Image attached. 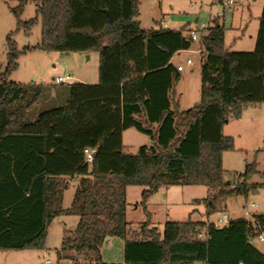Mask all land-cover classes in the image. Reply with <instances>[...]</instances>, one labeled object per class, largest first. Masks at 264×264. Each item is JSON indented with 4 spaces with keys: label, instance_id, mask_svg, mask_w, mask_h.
Masks as SVG:
<instances>
[{
    "label": "trees",
    "instance_id": "1",
    "mask_svg": "<svg viewBox=\"0 0 264 264\" xmlns=\"http://www.w3.org/2000/svg\"><path fill=\"white\" fill-rule=\"evenodd\" d=\"M36 16L22 20L27 2ZM17 29L29 33L41 18V41L47 52L99 54L97 83H20L9 80L18 67L19 50L8 35L7 66L0 70V250L45 249L53 219L79 216L66 230L59 259L89 264H264V251L253 244L255 228L245 217L216 228L211 221L168 220L163 231L152 225L149 197L163 186L204 185L208 216L224 203L247 195L264 174L257 163L224 178L223 154L235 150L224 133L229 118L247 105L264 102V7L256 45L250 51L226 46L220 17L201 33L200 100L180 110L174 86L180 71L171 57L193 43L190 33L160 23L143 28L140 0H18L12 8ZM144 73V75H143ZM132 88H136L135 92ZM56 90L53 96L51 91ZM142 93H144L142 95ZM65 95L66 102L34 118L35 104ZM51 97V98H52ZM135 128L150 137L137 152L125 149L123 132ZM95 147L92 162L85 149ZM77 179L72 202L64 192ZM129 185H140L148 219L129 229ZM264 224V214L253 215ZM207 230L208 237L199 232ZM107 236L123 240V261L104 260Z\"/></svg>",
    "mask_w": 264,
    "mask_h": 264
},
{
    "label": "rangeland",
    "instance_id": "2",
    "mask_svg": "<svg viewBox=\"0 0 264 264\" xmlns=\"http://www.w3.org/2000/svg\"><path fill=\"white\" fill-rule=\"evenodd\" d=\"M16 5L18 0H0V70L5 71L7 66L8 35L12 34L19 50L26 47L30 49L20 54L17 60L18 67L11 72L9 80L20 83L56 84L55 77L71 74L76 82L82 78L88 79L91 83L98 82V53L47 52L36 48L41 41V18L38 17L29 33L17 29L18 18L12 11ZM263 7L264 0H234L228 6L221 5L218 0H140L138 19L143 28L156 27L160 21L162 26L171 29L186 28L183 30L184 34L190 33V28H195L199 34L200 29L213 24V18L220 12L221 15H218L220 22L226 26V46L234 51H250L256 45L259 16ZM36 15L35 3L27 2L21 19L29 20ZM198 43L199 40H196L193 48H197ZM89 54L91 58L88 57ZM187 58H191L194 63L180 71V78L174 86L177 89L180 110L190 108L200 100L201 54L196 51H182L176 55L175 63L179 64ZM56 87L61 88L60 84ZM51 93L55 96L56 90L52 89ZM51 97L35 104L28 113L29 117L34 118L44 109L66 102L65 95ZM224 133L231 135L235 144V150L223 154L225 180L236 181L234 171H243L249 162L255 161L258 169L264 172V102L245 106L239 118L231 116L224 126ZM148 139L149 135L135 128L123 132L125 149L129 152H137ZM252 182L260 185L256 189H251L247 195L228 199L223 205L222 212H226L230 218H251L253 214L264 213V174L254 176ZM143 189L144 187L140 185H129L126 189L127 220L131 230H138L141 223L148 219L142 204ZM74 190V185L65 190V206H70ZM207 194L208 188L204 185L161 187L147 202L152 225L163 231L168 220L183 221L188 218L195 221L215 220L218 213L208 216L205 212L204 198ZM251 203H257L258 207H252ZM78 221L79 216L75 214L56 217L49 227L45 249L0 250V264H89L82 258L78 262L59 259L57 254L65 231L74 230ZM253 244L264 251V242L255 240ZM123 248V240L114 237L111 245L102 247L103 258L108 261L122 260ZM47 259H50L51 263H46Z\"/></svg>",
    "mask_w": 264,
    "mask_h": 264
},
{
    "label": "built area",
    "instance_id": "3",
    "mask_svg": "<svg viewBox=\"0 0 264 264\" xmlns=\"http://www.w3.org/2000/svg\"><path fill=\"white\" fill-rule=\"evenodd\" d=\"M218 2L223 6H228V5L232 4L234 2V0H218ZM218 15L220 16L221 13L219 12ZM190 34H191V38L193 41L200 39L201 32L199 34H197L196 31L193 29ZM193 63H194L193 60L191 58H188L186 61H183V62L177 64V69L179 71H182L185 68V66L192 65ZM74 81H75L74 77L71 74L59 75V76L54 78V82L56 84L65 85L68 83H73ZM95 152H96L95 147H87L85 149L86 160L88 162L93 161V157H94ZM234 185H235V183L233 182L232 186H234ZM251 206L256 208V207H258V204L257 203H251ZM253 215L251 216V218H247V219L251 220V222L253 223L254 228H255V234H254V237L252 240L264 242V224H262L258 220H255ZM230 219L231 218L229 217V215L226 212H219L217 218L211 222L216 228H221L222 226L227 225L229 223ZM199 236L201 238H207L208 237L207 230L200 231ZM46 263H51V260L47 259ZM239 264H243V263L240 262Z\"/></svg>",
    "mask_w": 264,
    "mask_h": 264
},
{
    "label": "crops",
    "instance_id": "4",
    "mask_svg": "<svg viewBox=\"0 0 264 264\" xmlns=\"http://www.w3.org/2000/svg\"><path fill=\"white\" fill-rule=\"evenodd\" d=\"M159 23H160V21H159ZM189 28H190V27H189ZM190 29H195V28H190ZM203 31H204V28H203V29H200V32H201V33H203ZM195 43H196V41H193V43H192V45H191V47H190L189 49H182V50H179L178 52H176V53L171 57L170 62L173 63L175 66H177V64L175 63V58H176V55H177L178 53L182 52V51H191V52L196 51V52H199V53L201 54V57H202V53H201V48H202L201 40L199 39V43H198V45H197V48H193L194 45H195ZM88 57L91 58V57H90V54L88 55ZM187 59H188V58H187ZM200 61H201V60H200ZM192 65H193V64H192ZM187 66H191V65H187ZM143 75H144V73H143ZM74 82H76V80H75ZM81 82L91 83V82H90L88 79H86V78H84V80H83V78H82V79H81ZM135 89H136V88H132V91L135 92ZM174 90H175V100L178 101V103H179V98H178V94H177V89H176V87H174ZM143 94H144V93H142V95H143ZM183 110H184V109H183ZM148 143H150V139H148V140L146 141V143H144V144H148ZM76 184H77V179L75 178V180H74V182H73L72 185H74L75 188H76ZM255 189H256V188H255ZM74 192H75V190H74ZM73 196H74V194H73ZM63 204H64V197H63ZM64 206H65V205H64ZM65 207H69V206H65ZM259 213H260V212H259ZM261 214H264V213L261 212ZM62 215H66V214H62ZM62 215H58V216H56V217H60V216H62ZM56 217L53 219V221L56 219ZM53 221H52V223H53ZM65 221H67V220H62V222H65ZM52 223H51V224H52ZM113 239H114V236H110V241H109L108 244L111 245ZM110 242H111V243H110ZM108 244H107V245H108ZM104 260H105V259H104ZM107 261H108V260H107ZM119 261H123V259H122V260H117V261H111V262H119Z\"/></svg>",
    "mask_w": 264,
    "mask_h": 264
},
{
    "label": "water",
    "instance_id": "5",
    "mask_svg": "<svg viewBox=\"0 0 264 264\" xmlns=\"http://www.w3.org/2000/svg\"><path fill=\"white\" fill-rule=\"evenodd\" d=\"M109 239H110V236H107L106 238H105V245H107L108 243H109Z\"/></svg>",
    "mask_w": 264,
    "mask_h": 264
}]
</instances>
